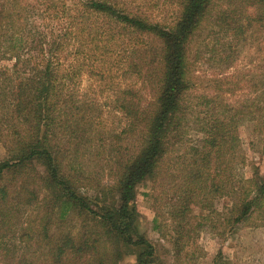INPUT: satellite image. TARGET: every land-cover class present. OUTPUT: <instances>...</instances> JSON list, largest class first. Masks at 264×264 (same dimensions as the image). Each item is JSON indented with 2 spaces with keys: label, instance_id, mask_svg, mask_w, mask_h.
I'll list each match as a JSON object with an SVG mask.
<instances>
[{
  "label": "trees",
  "instance_id": "1",
  "mask_svg": "<svg viewBox=\"0 0 264 264\" xmlns=\"http://www.w3.org/2000/svg\"><path fill=\"white\" fill-rule=\"evenodd\" d=\"M12 61L0 264H163L139 231L145 182L175 264H192L202 233L264 229V176L241 173L239 132L253 123L264 155V0H0V63ZM204 67L216 77L199 92Z\"/></svg>",
  "mask_w": 264,
  "mask_h": 264
},
{
  "label": "rangeland",
  "instance_id": "2",
  "mask_svg": "<svg viewBox=\"0 0 264 264\" xmlns=\"http://www.w3.org/2000/svg\"><path fill=\"white\" fill-rule=\"evenodd\" d=\"M171 11V9H168ZM156 14L158 12H155ZM254 49L251 52L247 50L243 52L241 58L238 60L239 65L248 63L251 58L255 57ZM12 62H2L0 67L13 65ZM239 68V67H238ZM204 74L197 80L200 89H207L209 84H206L208 79L216 77L210 69L204 67ZM203 81V83H201ZM91 84L90 79L85 77L82 80V89H87ZM241 98L240 94L232 99ZM241 144L244 155L246 157V165L240 166L241 173L246 177H251L258 172L264 176V155L262 154V143L260 138L253 132V123H245L240 127ZM201 135H192L193 141H197ZM6 155L4 146L0 143V159ZM41 171V167L37 166ZM164 193V192H163ZM160 196V191L156 192L151 182H145L137 189L136 206L139 213V231L145 235L157 248L160 262L163 264H175L174 249L169 232L164 229L160 232L154 229V220L156 209L162 205V211L165 215L164 202L156 203L154 197ZM230 203L229 199H221L216 202L215 208L222 211ZM198 213V211H196ZM169 223V222H168ZM163 232V233H161ZM166 235V237L162 236ZM198 252L192 261V264H212L213 259L217 254L221 253L224 257L230 259L235 264H264V229L262 228H242L232 238L222 239L214 237L208 233H202L198 239ZM121 264H136L135 257L128 256Z\"/></svg>",
  "mask_w": 264,
  "mask_h": 264
}]
</instances>
